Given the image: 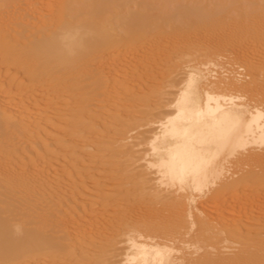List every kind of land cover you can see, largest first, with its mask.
Instances as JSON below:
<instances>
[{
	"label": "bare ground",
	"instance_id": "1",
	"mask_svg": "<svg viewBox=\"0 0 264 264\" xmlns=\"http://www.w3.org/2000/svg\"><path fill=\"white\" fill-rule=\"evenodd\" d=\"M258 38L264 0H0V264H264L259 69L139 51Z\"/></svg>",
	"mask_w": 264,
	"mask_h": 264
},
{
	"label": "rangeland",
	"instance_id": "2",
	"mask_svg": "<svg viewBox=\"0 0 264 264\" xmlns=\"http://www.w3.org/2000/svg\"><path fill=\"white\" fill-rule=\"evenodd\" d=\"M233 23H234V22H233ZM230 25H231V24H230ZM231 26L233 27V25H231ZM232 27H231V28H232ZM227 29H229V27H228ZM234 29H235V26H234L233 29H229V30H227V31L232 30V32H233ZM230 33H231V31H230ZM230 33L227 32V34H230ZM257 37H258V36H257ZM257 37H256V38H257ZM259 37L261 38V36H259ZM262 37H263V36H262ZM194 38H195V37H194ZM194 38H193V40H194ZM260 38H258V40H260V42H261V40H262L263 38H262V39H260ZM198 39H199V38H197V43H198ZM253 39H254V38H253ZM253 39H251L252 42H250L249 44H248V42H249L250 39H249L248 42H247V44H248L247 47H248V46H250L251 48L253 47L252 50H248V49H245V50H234V51H233V50H226V51L224 50V52H222L223 50H220V51H219V50H218V51H217V50H214L215 52H216V51H217V52H222V53H220V54L223 55V57H221V55L219 54V57H220L221 59L224 58V57H226V58L223 59L222 61L220 60L221 62H218V63H220V64L215 63L216 60H217V56H215V55H217V52L215 53L213 50H212V52H210L209 54L207 53L206 50H205L206 52H204L203 50H198L197 52H195V50H194V51H193V50H187V51H186V50H183V51H185V52H183L182 50H180V52H179V50H176V51L173 50V52H172V50H166L167 53H165V54H167V55H169V57H171V58L168 59V63L170 62L169 60L172 59L171 61H173V60L175 59V60H174V66H173V65H172V66L174 67V69H176V71H175V70H172V71H173L172 73H171V71H169L170 73L167 72V71H168V68H172L171 65H170L171 62H170V64H169L170 66H169L168 68L166 67L167 70H166L165 72H164V70H165L166 68H164L163 66H166V63H167L166 61H167V60L163 61L164 59L161 58L162 61H160V65H158V64H159V62H158L159 60H158L157 58H160L159 55H162L163 50H161L162 53H161V52L159 53V52H158V51H159L158 49H157L158 51L154 49L155 47L153 48L154 50L152 49V47H150V48L152 49V50H151V49L148 47L149 45L147 46V47L149 48V49H148V48L146 47L147 44H144L145 47H143V45H142V48L140 47L141 50H142V52H144V53H142L141 50H139V51H140V56H141L142 58H147V57H148L147 59H148V60L150 59V61H148L147 59H144V60L147 61L148 63H151V59H152V58H153V60L156 58V59H155L156 62H155V61H154L155 63L152 62V63L154 64V66H152V65H153L152 63H151L152 65H151V64H150V65H151V67H154V69H155L157 72L159 71V69L163 68V69H161V70L159 71V73H157L156 71L152 72V71H150V68H148V71H149V72H148V73H149L148 76H150V77L152 78V76H151L152 73H153V74H158V75H160V76H158V77H159V78L161 77V79L163 80V81H160L161 79L159 80V81L161 82V84H163L164 82H166V83H164V84H167V85H169L170 83L172 84V82H173L172 79H173V76H174V75H175V76H174V80H175L176 78H178V79H177V82H179L180 80H182V79H181L182 74H183V76H184V73H183V72H185V71H187L188 69H191V68L193 69V68H195V67H197V68H201V69H206V68H207L206 70H207V72L209 71L210 74H211V70H212V69H214V70H216V71L219 70L218 72H215V73H216L218 76H220V74L222 75V73L224 72V70H227V71L230 70V71H231V66H233L232 68H233V69L235 68L234 70L232 69L233 72H234V73H235V72L237 73V72L240 70L238 73L241 74V75L245 73L244 76H243V75H242V76L245 77L247 80H248V76H249L250 73H251V76H249V79H251L250 77L253 78L254 71H258V69H259V71H260L259 73H260V74H259L258 72H257V74H258L260 77L256 74V75H254V78H255V76H256V77H258V78H256V79H260V80H256V79H255L256 81H261V80L264 81V50H263V48L260 47V45H259V41H257V39H255V40L253 41ZM195 41H196V39H195ZM262 41L264 42V40H262ZM253 42H254L256 45H255V44H252ZM263 42L260 43L262 47L264 46ZM251 44H252V45H255V46H252ZM257 44H258V45H257ZM257 46H258V47H257ZM157 47H158V46H156V48H157ZM254 47L257 48L258 50H257V49L255 50ZM248 48H249V47H248ZM143 49H144V50H143ZM145 49H146V50H145ZM249 49H250V48H249ZM246 50H247V51H246ZM147 51H148V52H147ZM156 51H157V52H156ZM166 51H164V52H166ZM174 51H175V52H174ZM192 51H193L194 54L191 53ZM228 51H230V52H228ZM235 51H236V52H235ZM239 51H240V52H239ZM243 51H244V52H243ZM248 51H249V52H248ZM135 52H136V50H135ZM135 52H134V53H135ZM149 52H151L152 54L149 53ZM178 52H179V53H178ZM181 52H182V53H181ZM186 52H190V54L187 53V54H188V55H187ZM198 52H203V53H199V54H197ZM226 52H227V53H226ZM246 52H248V54H246ZM256 52H257V53H256ZM138 53H139V52H137L136 54H134V55H136L135 58H137V59H138V57H139V56L137 57V54H138ZM141 53H142V54H141ZM146 53H147L148 55H146ZM168 53H170V54H168ZM171 53H173V56H172ZM183 53H184V54H183ZM204 53H205V54H204ZM230 53H231V54H230ZM242 53H245V54L248 56V58H249L248 60H250V61L246 62L245 59H246L247 57L245 58V54H243L244 57H243L242 55H240V54H242ZM132 54H133V53H132ZM156 54H157V55H156ZM165 54H163V57H165V56H164ZM181 54H183V55H181ZM185 54H186V55H185ZM200 54H202V55H200ZM206 54H208V55H206ZM238 54H239V57H238ZM249 54H250V55H249ZM134 55H132L130 58H131V59L134 58ZM138 55H139V54H138ZM176 55H177V56H176ZM178 55H180V56H182V57H180V56H178ZM184 55H185V56H184ZM203 55H204V56H203ZM251 55H252V56H251ZM256 55H257V56H256ZM146 56H147V57H146ZM149 56H150V58H149ZM151 56H152V57H151ZM155 56H158V57H155ZM188 56H189V57H188ZM197 56H198V57H197ZM201 56H202V57H201ZM240 56H242V57H240ZM250 56H251V59H250ZM167 57H168V56H167ZM167 57H165V58H167ZM178 57H179V58H178ZM211 57L214 58V59L212 60ZM215 57H216V58H215ZM229 57H230V59H227V58H229ZM253 57H254V58H253ZM135 58H134V59H135ZM177 58H178V59H177ZM180 58H182V62L180 61V60H181ZM209 58H211V60H210ZM231 58H235V59L237 58V59H236V61H234L235 59L231 60ZM238 58H239V59H240V58L242 59V60H240L241 62H242V61H245L246 63L244 62V64H248L249 62H252V63H253V61H254L255 67L253 66L254 68H252V65H254V64H252V65H251V64H248L249 66L251 65L250 70H249V66H247V67H248V70H246L247 68L244 69L242 66H239V63H240V62H239V59H238ZM243 58H245V59L243 60ZM259 58H260V59H259ZM262 58H263V59H262ZM184 59H185V60H186V59L188 60L187 62L184 61L185 64H183V63H184V62H183ZM200 59H201V60H200ZM139 60H142V61H143V59H141V58H140ZM153 60H152V61H153ZM199 60H200L202 63H203V62H207V61L210 60V61H211V65L209 64V62H210V61H209L208 63H206V64L203 66L202 63H199V62H198ZM218 60H219V58H218ZM218 60H217V61H218ZM227 60L229 61V63H228ZM246 60H247V59H246ZM191 61H192V62H191ZM196 61H197V62H196ZM224 61L227 62V63H225ZM133 62H134V61H133ZM140 62H141V61H140ZM157 62H158V64H156ZM161 62L165 63V65H164L163 63L161 64ZM213 62H214V65H212ZM223 62L225 63L224 65H223ZM236 62H237V63H236ZM168 63H167V64H168ZM172 63H173V62H172ZM180 63H181V64H180ZM193 63H194V64H193ZM235 63H236V64H235ZM242 63H243V62H242ZM175 64H176V65L179 64V65L176 66ZM191 64H192V65H191ZM208 64H209V65H208ZM226 64H228V66H226ZM234 64L236 65V67H235ZM240 64H241V63H240ZM244 64H242V65H244ZM161 65H163V66L161 67ZM195 65H197V66H195ZM198 65H199V67H198ZM206 65H207V66H206ZM175 66H176V67H179V68H175ZM211 66H212V68H211ZM229 66H230V67H229ZM257 66H258V68H257ZM260 66H261V68H260ZM155 67H156V68H155ZM240 67H241V69H239ZM244 67H246V66L244 65ZM180 68H181V69H180ZM186 68H187V69H186ZM210 68H211V70H210ZM236 68H237V69H236ZM242 68H243V69H242ZM255 68H256L257 70H256ZM138 69H139V68H138ZM140 69H141V68H140ZM140 69H139V71L137 70V72L139 73V72L142 70V73H140L141 75L138 74L137 72H136V75H137V74H138L137 76L140 75V76H141V79H142V77L144 76V75H143V71H144V70H143V69L140 70ZM154 69L152 68V70H154ZM208 69H209V70H208ZM221 69H223V70H221ZM251 69H252V70H251ZM253 69H254V71H253ZM260 69H261V70H260ZM180 70H181L182 72H181ZM206 70H205V71H206ZM235 70H236V71H235ZM241 70H243V72H241ZM145 71H146V69H145ZM179 71H180L181 75H180ZM220 71H222V72L220 73ZM246 71H251V72H249V73L247 72L248 74H246ZM261 71H262V72H261ZM146 72H147V71H146ZM150 72H151V73H150ZM213 72H214V71H213ZM213 72H212V74L215 75V73H213ZM240 72H241V73H240ZM252 72H253V75H252ZM173 73H174V75H173ZM218 73H219V74H218ZM224 73H226L225 76H226V75H227V76H232V75H230V73L232 74V71H231L230 73H227V72L225 71ZM224 73H223V74H224ZM234 73H233V74H234ZM145 74H146V73H145ZM176 74H179V75L177 76ZM136 75H135V78L138 79V80L140 81V78H138ZM142 75H143V76H142ZM146 75H147V74H146ZM161 75H162V76H161ZM170 75H171V76H170ZM172 75H173V76H172ZM245 75H246V76H245ZM247 75H248V76H247ZM262 75H263V78H262ZM133 76H134V75H133ZM133 76H132V77H133ZM140 76H139V77H140ZM168 76H169V77H168ZM179 76H180V77H179ZM183 76H182V77H183ZM222 76L225 77L224 75H222ZM220 77H221V76H220ZM135 78H134L133 80H136ZM143 78H144V80H145L146 77L144 76ZM163 78H165V80H164ZM170 78H171V79H170ZM179 78H180V80H179ZM149 79H150V78H149ZM154 79H156V77H155ZM154 79H153V80H154ZM166 79H169V80H166ZM147 80H148V79H147ZM150 80H151V79H150ZM171 80H172V81H171ZM252 80H253V79H252ZM136 81H137V80H136ZM136 81H135V83H136ZM139 81H137V82H138L139 84H141V85H142V83H144V82H141V83H140ZM148 81H149V80H148ZM167 81H168V82H167ZM248 81H249V80H248ZM250 81H251V80H250ZM250 81H249V82H250ZM153 82H155V81L150 82V84L153 83ZM156 82H157V83H155V84H157L156 86H158V84L160 85V83H159L158 81H156ZM175 82H176V81H174V83H175ZM180 82H181V81H180ZM253 82H254V81H253ZM253 82L251 81V83H253ZM145 83H146V82H145ZM148 83H149V82H148ZM254 83H255V82H254ZM254 83L251 85V89H250V92H248V95H247V93L245 94L246 96H244V97H247V98L244 99V102H246L247 104H249L250 107L253 108V110H255V109H254V106H255L256 109L258 108V109H260V110H262V111L264 112V100H263L264 97L262 98V96H264V94H263L264 92H261L262 88H263V91H264V82H262L263 85H260L261 82H256L255 84H254ZM139 84H136V85H138V86L141 87V85H139ZM146 84H147V83H146ZM153 84H154V83H153ZM148 85H149V84H148ZM148 85H146V86H148ZM151 85H152V84H151ZM174 85H176V84H174ZM179 85H180V83H179L177 86L179 87ZM259 85H260V86H259ZM138 86H134V87H135L134 90H136ZM160 86H161V85H160ZM164 86H165V85H164ZM256 86H258L259 89L256 88ZM261 86H262V87H261ZM149 87H150V86H149ZM149 87H148L147 89H149ZM153 87H154V86H151V87H150V89H149V93H150V90H152V89L155 88V87H154V88H153ZM161 87H163V86H161ZM165 87H166V86H165ZM169 87H170V88H169ZM178 87L172 89V85H171V86L169 85V86H167L165 89H166V90L170 89V90L172 91V90H176ZM260 87H261V88H260ZM143 88H144V87H143ZM151 88H152V89H151ZM254 88H256V90H257V89L260 90V92L258 91V92L260 93V95L263 94L262 96H259V97H261L262 100H261L260 98H258L257 95H253L252 92L257 93L256 90H254ZM145 89H146V88H145ZM161 89H164V88H161ZM236 89H237L238 91H237ZM134 90H133V92L131 93V95H132L131 97H132V98H133ZM139 90H140V89H139ZM139 90H138V92H139ZM155 90H156V89H155ZM155 90H154V92H155ZM142 91L144 92L143 89L140 90V92H142ZM251 91H252V92H251ZM147 92H148V91H147ZM147 92H144V94L147 93ZM151 92H153V91H151ZM234 92H236V93H234ZM149 93H148V94H149ZM226 93H227L228 95L232 93V94H234V95L236 94V96H239L240 93H241V91H239L238 88H235L234 90H233V88H232V90H230V91H228V92H226ZM135 94H136V95H135ZM140 94H141V93H140ZM144 94H143V96H144ZM249 94H251V96H253L254 98L251 97V96H250V98H249ZM257 94H258V93H257ZM153 95H154V93H153ZM258 95H259V94H258ZM135 96H137V90H136L135 93H134V97H135ZM145 96H146V98L148 97L147 94H145ZM145 96H144V97H145ZM129 97H130V94H129ZM149 97L151 98L152 96L150 95ZM132 98H131V99H132ZM146 98L144 99V101H146ZM152 98H153V97H152ZM154 98H156V96H154ZM154 98H153V99H150V100H147V101H149V102H144V103H145V104H146V103L149 104L151 100H152V101L155 100ZM251 98H252V100H250ZM260 100H261V101H260ZM254 101H257V102L260 101V102H259L260 104H259V103L256 104L257 102H254ZM156 102H157V101L155 100L154 103H156ZM253 102H254V103H253ZM261 103H262V104H261ZM253 104H254V105H253ZM149 105H150V104H149ZM260 105H261V106H260ZM258 106H259V107H258ZM260 107H261V108H260ZM168 109H169V108H168ZM170 109H171V108H170ZM170 109H169V110H170ZM170 111H172V110H170ZM170 111H169V112H170ZM145 146H146V145H145ZM144 149H147V147L144 148ZM148 149H149V148H148ZM257 149H258V148L256 147L254 151H256ZM258 150H259V149H258ZM247 192H248V191H247ZM106 213H107V212H106Z\"/></svg>",
	"mask_w": 264,
	"mask_h": 264
}]
</instances>
